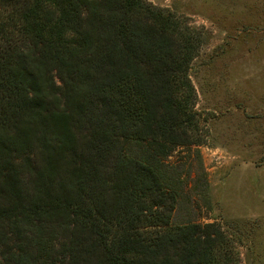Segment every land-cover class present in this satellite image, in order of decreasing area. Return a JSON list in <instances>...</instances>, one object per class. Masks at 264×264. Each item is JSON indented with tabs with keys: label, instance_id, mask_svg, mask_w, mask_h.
Instances as JSON below:
<instances>
[{
	"label": "trees",
	"instance_id": "trees-1",
	"mask_svg": "<svg viewBox=\"0 0 264 264\" xmlns=\"http://www.w3.org/2000/svg\"><path fill=\"white\" fill-rule=\"evenodd\" d=\"M161 10L0 0V264H230L212 223L150 229L170 221L154 161L190 141L201 43ZM145 139L152 158L127 153Z\"/></svg>",
	"mask_w": 264,
	"mask_h": 264
},
{
	"label": "rangeland",
	"instance_id": "rangeland-1",
	"mask_svg": "<svg viewBox=\"0 0 264 264\" xmlns=\"http://www.w3.org/2000/svg\"><path fill=\"white\" fill-rule=\"evenodd\" d=\"M146 2L201 42L187 71L190 141L154 161L173 200L170 221L150 229L212 223L230 264H264V0ZM150 145L132 140L126 151L148 159Z\"/></svg>",
	"mask_w": 264,
	"mask_h": 264
}]
</instances>
